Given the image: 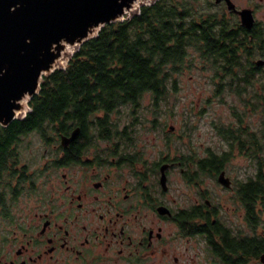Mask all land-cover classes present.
<instances>
[{
    "label": "flooded vegetation",
    "instance_id": "flooded-vegetation-1",
    "mask_svg": "<svg viewBox=\"0 0 264 264\" xmlns=\"http://www.w3.org/2000/svg\"><path fill=\"white\" fill-rule=\"evenodd\" d=\"M207 2L235 33L234 123L117 126L142 141L74 127L46 135L37 166L12 144L0 264H264V0Z\"/></svg>",
    "mask_w": 264,
    "mask_h": 264
},
{
    "label": "trees",
    "instance_id": "trees-1",
    "mask_svg": "<svg viewBox=\"0 0 264 264\" xmlns=\"http://www.w3.org/2000/svg\"><path fill=\"white\" fill-rule=\"evenodd\" d=\"M199 1L158 0L142 6L139 14L105 25L79 46L64 69L43 77L39 94L29 101L31 112L0 128V167L12 144H21V136L32 132L48 141L50 133L81 127L86 134L89 125L97 124L102 134L135 140L129 129L118 130L121 114L124 125L164 124V101L179 91L180 77L193 68L209 69L214 81L224 73L231 82L214 85V92H233L235 33L218 27L209 2L202 7ZM147 96L151 106L143 108Z\"/></svg>",
    "mask_w": 264,
    "mask_h": 264
},
{
    "label": "water",
    "instance_id": "water-1",
    "mask_svg": "<svg viewBox=\"0 0 264 264\" xmlns=\"http://www.w3.org/2000/svg\"><path fill=\"white\" fill-rule=\"evenodd\" d=\"M138 1L0 0V127L26 117L23 101L39 94L44 76L63 69L67 46H81L127 13L139 14ZM78 132L62 137L63 144Z\"/></svg>",
    "mask_w": 264,
    "mask_h": 264
},
{
    "label": "rangeland",
    "instance_id": "rangeland-1",
    "mask_svg": "<svg viewBox=\"0 0 264 264\" xmlns=\"http://www.w3.org/2000/svg\"><path fill=\"white\" fill-rule=\"evenodd\" d=\"M158 0H139L135 4V8H141L145 5H151ZM205 1V2H204ZM207 0H200L198 3L200 6H206ZM131 17L130 13H127L122 20L129 19ZM71 47V46H70ZM73 48V49H72ZM69 48L71 55L65 57V64L60 68H65L68 64V61L71 57L79 50V46H74ZM64 55V54H63ZM62 55V56H63ZM212 72L209 69L193 68L190 71H185L184 74L180 77L179 81V91L177 93L171 94L164 101V109L162 113L164 117L161 119L164 124L174 125L177 127L184 123V120H187L189 124H197L201 126H212L217 124L220 126H227L234 123L235 116L231 109V105H235V99L229 91L222 94L221 97L225 98L222 101L221 97L214 95L215 83L212 79ZM210 101V102H209ZM27 114L31 112L29 103H27ZM144 106H151L150 97L147 96L143 102ZM142 111V110H141ZM204 111V113L202 112ZM148 118L152 121V115H149ZM121 123L123 126L126 121L125 114H121ZM153 124V123H149ZM204 129H200V132L203 133ZM138 138L136 140H149L151 139L152 134L148 130L137 131ZM205 138H202L200 141H205ZM41 136L38 133L31 134L27 136L20 145L22 148V153L26 158H30V162L33 166H37L42 162V152L43 145L41 142ZM210 144H213V140L209 139ZM199 144V142H198ZM195 146L197 144L195 143Z\"/></svg>",
    "mask_w": 264,
    "mask_h": 264
},
{
    "label": "bare ground",
    "instance_id": "bare-ground-1",
    "mask_svg": "<svg viewBox=\"0 0 264 264\" xmlns=\"http://www.w3.org/2000/svg\"><path fill=\"white\" fill-rule=\"evenodd\" d=\"M69 48H72V47H70V46H67L66 48H65V50H64V57H66V56H69V55H71L73 52H71V50L69 49ZM73 49V48H72ZM23 103L26 105L27 103H28V99H26L25 101H23Z\"/></svg>",
    "mask_w": 264,
    "mask_h": 264
}]
</instances>
